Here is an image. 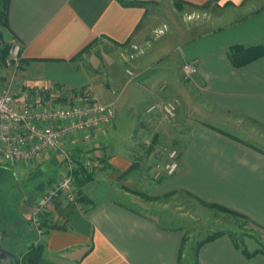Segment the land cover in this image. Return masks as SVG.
Here are the masks:
<instances>
[{"label":"crops","instance_id":"crops-1","mask_svg":"<svg viewBox=\"0 0 264 264\" xmlns=\"http://www.w3.org/2000/svg\"><path fill=\"white\" fill-rule=\"evenodd\" d=\"M144 1L10 0L6 32L20 46L19 84L53 83L66 95L87 90L95 67L83 60L93 47H101L110 59L122 47L117 44L145 42L154 28ZM207 1L183 0V6L205 17L193 19L202 23L192 26L202 27L194 35L183 38L186 30L181 32L174 65H161V56L168 55L162 52L160 66L149 69L147 48L132 64L134 80L147 83L137 125L149 123V106L161 113L159 104L168 99L178 103L175 119H186L187 138L180 147L173 145L180 153L177 171L160 179L142 163L130 171L135 164L127 144L115 149L105 140H93L110 126L69 142L80 153L98 156L100 165L87 170L89 181L75 185L77 204L58 198L43 215L45 233L36 264H264L263 253L246 255L255 250L253 244L235 242L228 234L197 248L188 246L184 228L162 223L145 208L156 198L184 193L203 212L213 209L205 203L218 204L264 231V55L242 66L229 58L230 46L264 45V0H218L198 8ZM185 62L198 69L189 79L181 72ZM196 112L239 128L246 138L195 119ZM156 131L153 141L168 136ZM51 158L39 156L34 162L46 164L50 174L35 186L31 200L18 207L23 228L13 238L17 247L25 248L33 238L32 230L27 235V222L36 196L61 173ZM132 188L137 191L130 192Z\"/></svg>","mask_w":264,"mask_h":264},{"label":"rangeland","instance_id":"rangeland-1","mask_svg":"<svg viewBox=\"0 0 264 264\" xmlns=\"http://www.w3.org/2000/svg\"><path fill=\"white\" fill-rule=\"evenodd\" d=\"M144 3L152 15L154 28H152V33L147 34L145 42L133 43L141 46L146 43L145 47H142L144 52L147 48L145 58L148 60L149 69L158 68L160 65L157 63L160 62V59L161 65H174L178 61L177 46L181 39V32L186 30L183 33V38H185L201 30L202 27L198 29V27L192 26L202 23L192 21L195 20L196 15L204 18L205 14L193 11L185 5L182 6L181 10H177L174 7V0H146ZM0 30L3 32L6 42L15 43L3 27L0 26ZM161 35L162 37H160ZM3 44L4 42L0 41V47ZM127 45L118 48L115 53L113 51L110 59L103 56L101 47L97 49L93 47V51H90L86 56L87 58L83 60L85 65L91 68L95 67V73L91 76L92 82L87 90L100 102L111 103L115 112L110 127L94 136L93 140H105L115 149H120L127 144V149L131 152L133 158L132 163L135 164L134 167L130 168V171L141 166L142 163L144 168L145 166L150 167V173L153 176L154 164L158 159L162 160L164 158L163 154L159 153L162 151L160 147L166 146L169 149L175 147L179 159L180 153L176 146L180 147L187 138V125L186 122L184 123L186 119L183 121L180 118L181 122L183 121L182 124L175 119L177 112L174 117H169L151 110L148 112V114H151L149 116L150 120L148 118L150 124L142 121L139 126L137 125V116L139 113H144L146 106L147 97L144 93V87L147 83L139 82L134 78L131 79L125 72L126 68H130L135 74L132 64L136 62L137 57L139 58L143 54L126 60L122 53H124V49L129 48ZM162 52H166L168 55L161 56L162 58L159 59ZM17 73L18 67L13 65L9 55L4 63L0 59V81L2 85L11 83V86H15V88L22 87L19 84ZM168 100L178 104L175 99ZM193 116L198 120L204 121L206 119L210 124L226 131L236 130L237 135L246 138L239 131V128H231L221 122H213V120L204 118L198 112L194 113ZM156 130H163L170 137L163 134L159 137L157 133V137L153 141L151 138L152 131L157 132ZM52 157L50 164L56 166L60 161V156L52 155ZM48 173L50 174L48 166L42 162L22 166L0 163V245L4 249L11 248L12 236L17 234L22 226L19 219V205H24L31 200L36 190L35 186L45 180ZM135 191L137 190L133 188L130 190V192ZM145 208L156 214L162 223L184 228L187 234L186 240L189 239L188 246L196 244L197 241L202 240L208 234L223 232L228 235L231 233L238 243L247 241L256 247V251H264V231L255 224L247 219L244 220L214 208L203 212L198 204L184 193L169 194L160 199L156 198L145 205Z\"/></svg>","mask_w":264,"mask_h":264},{"label":"built area","instance_id":"built-area-1","mask_svg":"<svg viewBox=\"0 0 264 264\" xmlns=\"http://www.w3.org/2000/svg\"><path fill=\"white\" fill-rule=\"evenodd\" d=\"M127 46L129 48L122 53L126 60L144 52L141 45L129 43ZM19 51L17 43L10 44L8 55L15 67L20 65ZM197 70L192 62L181 66L184 79L194 76ZM125 72L131 79L135 77L130 68ZM156 107L151 105L146 111ZM176 108L177 104L171 100L159 104L164 116L174 117ZM114 115L112 104L100 102L88 90L66 95L53 83L15 88L11 83L2 85L0 81V163L27 165L36 162L39 156H60V175L36 196L28 210V223L33 231L31 247L41 244L45 233L42 216L56 199L77 204L75 172L83 167L90 170L100 165L99 157L80 153L68 143L108 128ZM160 149L164 158L158 159L153 166L154 179L171 176L179 167L175 147L162 146ZM26 252L27 249L17 255V264H23Z\"/></svg>","mask_w":264,"mask_h":264},{"label":"trees","instance_id":"trees-1","mask_svg":"<svg viewBox=\"0 0 264 264\" xmlns=\"http://www.w3.org/2000/svg\"><path fill=\"white\" fill-rule=\"evenodd\" d=\"M216 1H218V0H209V1L205 2L204 4H202L201 6H199L198 8H205L208 5H210V3L216 2ZM9 3H10V0H0V26L3 27L5 30H8V31L10 30L9 25L7 23ZM183 4H184L183 0H174V7L177 10H181L183 8L182 7ZM0 41L4 42V44L0 47V53H1L0 54V59L4 63L5 60H6V57L8 56V50H9V47H10V43H8V42H6L4 40V34H3V32L1 30H0ZM127 44H128V42H125V43H122V44H117V45L125 46ZM87 49H88V47L83 49V51H86ZM262 55H264V45L243 46L241 44H237V45L230 46V48H229V58H230L231 62L233 63V65H235V66L245 65V64L255 60L256 58H258V57H260ZM154 141H155V138H154ZM100 161H101V159H100ZM90 179H91V173L89 174L87 172V169H85L84 167L78 169L75 172L74 180H75V185L78 188H80L82 186V184L84 185ZM55 180H56V178L53 179L51 182H49L45 187H47L50 184H52V182H54ZM35 189H36V187H35ZM202 203H205V202H202ZM205 204L208 207H211V208H214V209H218L220 211H223L225 213L234 215V216L242 218L244 220L247 219L243 214H240V213H238V212H236L234 210H231V209H229L227 207H224V206H221V205H218V204H213V203H205ZM42 224H43V227H44L45 225H44L43 220H42ZM27 225H28V228H29V233H27V235L31 236L32 232H31V229L29 227V223ZM21 228H23V227L21 226ZM44 232H45V229H44ZM223 234H225V233H223V232H215V233L208 234L202 240L196 242L195 248L200 246L202 243H204L206 241H209V240H212L214 238H217V237H219V236H221ZM229 235L231 237H233V235L231 233ZM13 238H14V234L12 236L11 248L8 249V250H10V251L15 253L13 264H17V255L19 253H21L22 251L26 250V249H27V252L24 254L23 264H36L37 261H38V258L41 256L42 244H39L37 247H31L30 246L31 239H30V241L28 243V246H26L25 248H21V246H18V247L16 246V244H17L15 242L16 240L14 241ZM233 240L236 242L235 238ZM244 251H246V250H244ZM254 253H263L264 254V251H256V250L253 251V252H247L246 251V255L247 256H251Z\"/></svg>","mask_w":264,"mask_h":264},{"label":"water","instance_id":"water-1","mask_svg":"<svg viewBox=\"0 0 264 264\" xmlns=\"http://www.w3.org/2000/svg\"><path fill=\"white\" fill-rule=\"evenodd\" d=\"M15 253L0 245V264H13Z\"/></svg>","mask_w":264,"mask_h":264}]
</instances>
